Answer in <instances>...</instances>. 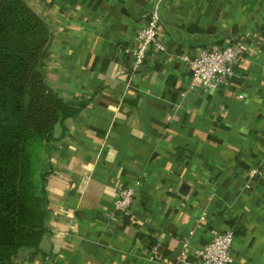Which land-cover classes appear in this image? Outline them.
<instances>
[{
    "label": "crops",
    "instance_id": "0c3cea01",
    "mask_svg": "<svg viewBox=\"0 0 264 264\" xmlns=\"http://www.w3.org/2000/svg\"><path fill=\"white\" fill-rule=\"evenodd\" d=\"M25 1L51 31L48 85L86 100L45 148L47 231L29 264H168L183 240L195 260L223 230L231 264H264V0ZM156 5L165 50L133 68L125 49ZM227 42L233 85H191L180 54Z\"/></svg>",
    "mask_w": 264,
    "mask_h": 264
},
{
    "label": "trees",
    "instance_id": "16d2710c",
    "mask_svg": "<svg viewBox=\"0 0 264 264\" xmlns=\"http://www.w3.org/2000/svg\"><path fill=\"white\" fill-rule=\"evenodd\" d=\"M49 32L44 19L24 0H0V249L8 255L0 257V264L11 262L23 235L34 225L30 212L34 203L39 204L34 197L40 195L41 204H47V171L34 188L33 127L39 124L43 129L49 151L54 125L86 104L84 99L65 100L48 85L43 66ZM42 232L43 228L30 257L22 261L29 262L39 252Z\"/></svg>",
    "mask_w": 264,
    "mask_h": 264
},
{
    "label": "built area",
    "instance_id": "2783aa9c",
    "mask_svg": "<svg viewBox=\"0 0 264 264\" xmlns=\"http://www.w3.org/2000/svg\"><path fill=\"white\" fill-rule=\"evenodd\" d=\"M154 49L163 52L165 45L161 37L160 12L156 5L147 15L146 22L136 31V45L125 50L133 57V68H139L148 51ZM241 49L230 42L217 46L196 48L193 52L180 54L191 70V85L197 81L202 87L229 88L237 77V61ZM260 171L254 167L249 174L255 176ZM134 186H120L114 199V207L121 213L128 212L134 196ZM232 230L216 231L213 237L196 248L195 260L186 258L184 248L187 240L182 241L183 248L168 264H231Z\"/></svg>",
    "mask_w": 264,
    "mask_h": 264
},
{
    "label": "rangeland",
    "instance_id": "374dc122",
    "mask_svg": "<svg viewBox=\"0 0 264 264\" xmlns=\"http://www.w3.org/2000/svg\"><path fill=\"white\" fill-rule=\"evenodd\" d=\"M26 4L28 5L27 2H26ZM48 34L50 37L51 31ZM33 128H36V132H35V136H34L36 139L32 144V149H33V153H34V160H33L34 176H33V178H34V188L37 189L38 183L40 182V174L44 170V168H46L45 162H44L45 152H46V150H45L46 141L43 139V132L44 131L40 127V125L39 124L35 125ZM36 194L39 195L37 190H36ZM34 198H35V200H36V198H38V201H39L38 206L35 203L33 204L32 208H31V212H30L31 216L35 220L34 225H32V227H30V229L27 230V232L23 235V237L21 239L22 244L18 248V250L16 251L17 253L12 258L11 262H6L4 264H29L35 258L36 254H34L33 258L29 262L28 261L27 262L22 261L23 258H25L27 256L30 257V253L34 249V243H36V241H37V237L40 233V230L43 228L42 234L47 231L46 230L47 229L46 222H47V217L49 215V209L47 206L44 207V205L41 204L42 201L40 200V195L38 197H34ZM42 205H43V216H42L41 210H40V207ZM41 222H42V226H40ZM40 238L41 237H39V240H38V246H40L39 245L40 244ZM7 256H8L7 253H5L2 249H0V257H6L7 258Z\"/></svg>",
    "mask_w": 264,
    "mask_h": 264
}]
</instances>
